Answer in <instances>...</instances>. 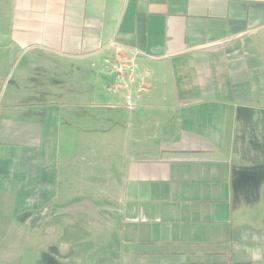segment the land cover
Returning <instances> with one entry per match:
<instances>
[{"label":"crops","instance_id":"0c3cea01","mask_svg":"<svg viewBox=\"0 0 264 264\" xmlns=\"http://www.w3.org/2000/svg\"><path fill=\"white\" fill-rule=\"evenodd\" d=\"M84 74L147 94L91 174ZM248 110L264 0H0V264H264Z\"/></svg>","mask_w":264,"mask_h":264},{"label":"rangeland","instance_id":"374dc122","mask_svg":"<svg viewBox=\"0 0 264 264\" xmlns=\"http://www.w3.org/2000/svg\"><path fill=\"white\" fill-rule=\"evenodd\" d=\"M80 80H85L84 87H82L80 92L82 93L80 99L84 101L83 103H91V110L88 111L85 121V125L89 124V126L85 128L89 133L86 132L85 135L82 134L83 136L81 137L83 138L84 144L88 147L86 150H83V152L81 151V162L86 165L87 170L85 173L91 174L92 172L88 171V165L90 164L94 163L102 167L105 165L108 167L109 165H115L117 163L113 155L117 152L119 154L122 149L124 150L123 147L128 145L125 140L127 137L124 136L127 132H124L122 128L129 123H137V121L131 120L136 116V102L139 98L147 94H145V92L141 94L138 93L139 87L137 85L132 86L130 91L136 100L135 102H128L125 100L128 91H116V83L113 84L106 81L108 79H99L84 74L83 79ZM128 106H131L133 111H127L125 108ZM245 113V124L244 126L240 124V130L243 128L246 135H251L252 138H250L253 142H258L261 145L263 143L262 146H264V111L248 110L245 111ZM89 119L93 121H88ZM135 135L136 134H134L133 138L134 147L139 146V144L135 142L139 137ZM116 139L117 141L115 143ZM98 147H100V153L98 157H95L92 152L90 153V149L98 150ZM103 236L104 235H101V239L97 241L99 242V248L96 254L100 253L99 255H101L103 251L101 247L105 240ZM118 237H120V235H118Z\"/></svg>","mask_w":264,"mask_h":264}]
</instances>
